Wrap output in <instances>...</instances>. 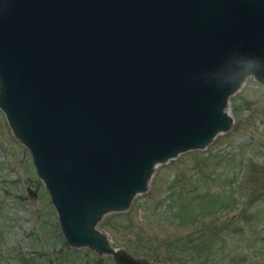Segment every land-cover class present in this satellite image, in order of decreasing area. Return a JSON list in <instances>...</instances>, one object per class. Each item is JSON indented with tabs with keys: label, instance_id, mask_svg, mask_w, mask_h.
Returning a JSON list of instances; mask_svg holds the SVG:
<instances>
[{
	"label": "water",
	"instance_id": "water-1",
	"mask_svg": "<svg viewBox=\"0 0 264 264\" xmlns=\"http://www.w3.org/2000/svg\"><path fill=\"white\" fill-rule=\"evenodd\" d=\"M264 85V0H0V108L69 245L149 264L97 229L155 167L232 129Z\"/></svg>",
	"mask_w": 264,
	"mask_h": 264
},
{
	"label": "rangeland",
	"instance_id": "rangeland-1",
	"mask_svg": "<svg viewBox=\"0 0 264 264\" xmlns=\"http://www.w3.org/2000/svg\"><path fill=\"white\" fill-rule=\"evenodd\" d=\"M246 80L230 100L232 131L158 166L130 210L105 216L114 246L155 264H264V87ZM59 225L32 155L0 109V264H114L69 247Z\"/></svg>",
	"mask_w": 264,
	"mask_h": 264
},
{
	"label": "trees",
	"instance_id": "trees-1",
	"mask_svg": "<svg viewBox=\"0 0 264 264\" xmlns=\"http://www.w3.org/2000/svg\"><path fill=\"white\" fill-rule=\"evenodd\" d=\"M263 175V174H262Z\"/></svg>",
	"mask_w": 264,
	"mask_h": 264
}]
</instances>
